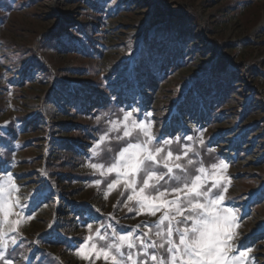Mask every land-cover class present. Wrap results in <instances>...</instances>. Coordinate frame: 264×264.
Here are the masks:
<instances>
[{"label": "rangeland", "instance_id": "rangeland-1", "mask_svg": "<svg viewBox=\"0 0 264 264\" xmlns=\"http://www.w3.org/2000/svg\"><path fill=\"white\" fill-rule=\"evenodd\" d=\"M192 13L201 23L187 25L191 43L179 66L141 79L137 63L159 52L151 55L147 44L166 45L179 57L177 31ZM219 58L229 61L220 82L234 87V96L209 120L202 103L184 99L194 83H212ZM147 85L153 94L145 93ZM91 93L103 97L107 111L138 109V120L150 112L157 142L180 137L174 155L192 148L184 159H199L208 169L224 160L232 181L225 206L240 209L233 243L239 251L254 249L255 264H264V0H0V178L13 175L20 188L14 211L27 220L20 233L10 234L17 237L7 254L14 264H25L31 254L41 256L36 264H105L75 254L92 234L88 225L93 233L111 224L121 235H143L161 215L128 212L122 186L105 199L115 175L105 179L85 167L95 162L89 149L104 132L93 123L103 112L84 97ZM166 119L173 123L164 128ZM71 140L83 146L84 160L74 152L65 159Z\"/></svg>", "mask_w": 264, "mask_h": 264}, {"label": "snow or ice", "instance_id": "snow-or-ice-1", "mask_svg": "<svg viewBox=\"0 0 264 264\" xmlns=\"http://www.w3.org/2000/svg\"><path fill=\"white\" fill-rule=\"evenodd\" d=\"M103 139L100 138L97 144ZM188 140L191 141L192 137H188ZM200 143H204L203 133ZM214 151L209 148V152ZM89 167L95 165L90 164ZM228 168L224 160H219L210 169H195L199 174L192 172V178L186 185H174V191H163L153 196L128 194L125 198L127 202L123 203L128 212L152 217L161 214L155 227L147 228L143 235L136 232L121 235L111 224L100 226L104 228L103 234L99 227L93 233V225L90 224L88 231L92 234L75 254L83 260H92L93 257L96 260L103 259L105 264H246L249 260L255 264V258L250 256L254 249L239 251L233 243L239 237L237 230L241 224L239 213L225 206L228 186L232 182L227 175ZM113 174L110 172L109 176ZM99 185L100 181L97 180L95 186ZM121 186L122 182L112 179L104 198L108 199ZM19 191L11 173L0 178V264H14L7 254L10 246L17 244V237L10 234L20 233V225L27 222L21 212L14 211L19 198L13 200V195ZM124 192L129 193L126 189ZM186 200L190 202L185 203ZM209 209L215 212L218 222L223 225L210 242L204 239L201 228V214ZM13 216L16 219H11ZM97 238L105 243L98 245ZM236 252L238 254H234ZM24 258L27 259L26 256Z\"/></svg>", "mask_w": 264, "mask_h": 264}, {"label": "clouds", "instance_id": "clouds-1", "mask_svg": "<svg viewBox=\"0 0 264 264\" xmlns=\"http://www.w3.org/2000/svg\"><path fill=\"white\" fill-rule=\"evenodd\" d=\"M138 111L117 109L115 112L105 111L95 118L94 125L103 126L104 132L100 138L104 139L89 149L95 162L89 161L85 167L92 170L91 175H99L105 179L110 172H114L116 182H122L121 195L126 189L130 195L153 196L163 191H174V185L185 186L192 178V170L202 169L204 165L199 159L183 158L193 151L192 148L183 152V155L173 154L182 147L179 136L175 140L157 142L158 133L153 132L150 119L152 114L149 112L146 114L148 119L138 120ZM116 145H119L118 151ZM195 156H200L199 150H195ZM90 164L95 167H89ZM239 211L240 209H236L237 213ZM222 227L213 210L209 209L201 214V228L206 241L210 242Z\"/></svg>", "mask_w": 264, "mask_h": 264}, {"label": "trees", "instance_id": "trees-1", "mask_svg": "<svg viewBox=\"0 0 264 264\" xmlns=\"http://www.w3.org/2000/svg\"><path fill=\"white\" fill-rule=\"evenodd\" d=\"M180 19L181 18H179L178 21ZM177 22H176V24H177ZM200 23H201V20L199 19V17H197V15L195 13L189 14L188 16H186V17H184L182 19V24L180 26L182 29L177 31L178 38L181 37L182 38V42H183L182 43L183 45L181 46V48L178 49L179 57H177V56L174 57L175 55H173V54L171 55V53L169 52L170 49L167 48L166 45H165L167 42L164 44L166 49H162V47H160V45H158L159 44L158 42L157 43L153 42V44L156 45V46L154 47L152 45L147 44V46H148L147 47V51H149L150 54L152 55L153 52L158 50L159 51L158 54L156 56L151 57L150 58L151 60L149 62L146 59H144V61L141 62L140 64L137 63L136 67L134 68L135 69L134 72H136V74L138 76H140L141 79L154 80V78L157 76V74H160V72L161 73H166V72H168L169 68L171 69L173 67L179 66V62L183 58V57H180L181 54L188 49V46H190V43H191V41L189 40V36H188V33H189L188 30L189 29H187L186 27L195 26V25H198ZM202 30L206 31V26L205 25H203V29ZM50 39H51V37H50ZM60 39H58V40H60V41L64 40V42H65V39L63 37H60ZM187 40L189 42L188 44L186 43ZM154 41H156V40H154ZM163 41H164V39H163ZM171 41H172V38L170 39V42ZM185 44H187L186 47H185ZM161 59L163 60L162 63H161ZM217 61H218V64H217L218 68H217V70H215L217 72V74L214 77L212 83L201 82V84H197V85L194 83L188 89L187 95L193 94V92H195L196 96H198L197 99H193V97L190 99L191 95H189V96L185 95V99H186V97H188V99L187 100L184 99L185 102H188V101L192 102L191 106H195L198 102L202 103L201 104L202 105L201 114H202V111H203L204 115H206V118L209 119V120H212L211 119L212 118V112L221 110L224 107L223 103L226 104L227 102L231 101L233 99V96H234L233 95L234 94V91H233L234 87H231L228 84L226 85L225 83L222 84V82H220L221 81L220 74L227 73L225 67L227 66L229 61L227 62L223 58H219ZM138 81H141V80L139 79ZM212 85H214L215 87L212 88ZM147 86L148 87H147V90L145 91V93L151 92L153 94L155 91L153 92V89L150 88V85H147ZM213 93H216V95H218V97H215L214 96L215 94H213ZM91 94L95 95L96 98L93 99L92 98L93 95H92V97H89V96H86V95L84 97L86 98V101L90 102V104L94 108V110H96L98 112L107 111L108 107H107V104L104 103L103 97H100V96H98L95 93H91ZM91 98L93 99L92 102H91ZM61 102H63V101H61ZM173 108H174V110H176V112L179 115L181 114V112H183L182 109H181L180 104H176L175 106H173ZM211 108H213L214 110H212ZM188 110H190V108H188ZM184 113H186V112H184ZM164 122H165V123H163L164 124V128H166L169 125L171 126L170 123H173V121L168 123L169 122L168 119H166ZM167 123L169 125H167ZM27 124H28L29 127L32 126L31 123H27ZM55 127H57V126H55ZM61 127L63 128L64 126L60 125V128ZM60 134L61 133L59 131L57 133H55V138L59 137ZM54 141H55L54 142V146L56 148H57V146H59L58 143L62 142L60 137L57 140L54 139ZM71 141H72V143L67 144V147L69 146L70 153H68V152L66 153L67 155H66L65 159H68L70 156H73V154H72L73 152L75 154H77L80 157V159L81 158L83 159V156H82V154H83L82 153L83 146H81V144L78 143L77 141H74V140H71ZM59 155H60V153H59ZM59 160L60 159L58 158V160H56V161H59Z\"/></svg>", "mask_w": 264, "mask_h": 264}, {"label": "crops", "instance_id": "crops-1", "mask_svg": "<svg viewBox=\"0 0 264 264\" xmlns=\"http://www.w3.org/2000/svg\"><path fill=\"white\" fill-rule=\"evenodd\" d=\"M3 162V164H4V166H6L7 164H6V162L5 161H2ZM57 244V243H56ZM58 245H60V244H57V246L56 247H58ZM22 253V251L20 252V254ZM22 255V254H21ZM32 254L31 255H29L28 256V258H31L32 259ZM39 258V262H40V258H41V256L40 255H34V257H33V259L31 260V259H28V260H26V261H24V263L25 264H36V262H37V259ZM24 259L23 258H21V259H18V260H16V262L17 263H19V261H23ZM31 260V261H30ZM38 264V263H37Z\"/></svg>", "mask_w": 264, "mask_h": 264}]
</instances>
